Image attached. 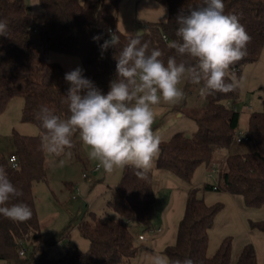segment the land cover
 <instances>
[{
    "label": "trees",
    "instance_id": "obj_1",
    "mask_svg": "<svg viewBox=\"0 0 264 264\" xmlns=\"http://www.w3.org/2000/svg\"><path fill=\"white\" fill-rule=\"evenodd\" d=\"M155 1L167 9V23L148 22L143 29V41L149 42L150 48L160 49L166 63L168 56L176 55L168 45L178 39L177 15L188 14V10L201 4L202 0ZM120 2L40 0L47 18L46 27L40 31L43 47L54 53L77 57L83 75L102 94H107L110 82L117 79L116 57L128 42L129 33L119 28ZM224 3L225 13L239 16L251 36L247 55L230 69L236 78H240L243 67L257 62L264 48V0H224ZM35 19L26 0H0V20L8 25L7 35H0V114L14 97L21 96L24 99L22 120L40 128L38 135L14 132L16 167L9 160L10 156L0 151V166L23 192V196L12 202H24L32 210V216L26 222H13L0 216V261L15 264H136L141 249L137 229L149 231L153 227L157 196L152 169L144 176H137L134 169L124 168L107 203L118 213L116 219H105L90 211L77 224L80 233L90 242L87 250L70 245L54 257L50 254L53 243L44 245L33 193L35 182L43 181L47 176V152L41 146L43 129L37 113L41 106H47L62 119L66 118L70 113L65 96L70 85L64 78L66 68L57 61L45 63L40 79L33 77L38 60L34 32L31 31V26L37 28ZM111 33L120 36V44L109 47L102 55L100 45L110 39ZM97 35L101 39L94 41L93 37ZM181 59L187 58L177 56L178 62ZM190 85L186 78L185 88ZM240 95L238 84L227 94L204 97L200 107L191 108L187 113L196 120V131L192 135L177 131L163 140L156 166L190 182L200 165L214 163L218 149H231L224 159L225 167L221 169V188L242 195L248 208L259 209L264 206V97L263 109L250 113L243 134L244 142L250 148L236 151L233 149L237 144L235 133L239 131ZM73 145H78L74 137ZM198 192V187L189 190L176 242L166 246L163 252L171 259L191 258L195 264H233L232 236L225 237L213 255L208 254L209 230L224 203L208 204ZM250 226L264 232V218L250 220ZM67 230L54 241L68 237ZM22 248L26 249L25 255L20 254ZM235 264H257L252 243L244 245Z\"/></svg>",
    "mask_w": 264,
    "mask_h": 264
},
{
    "label": "clouds",
    "instance_id": "obj_2",
    "mask_svg": "<svg viewBox=\"0 0 264 264\" xmlns=\"http://www.w3.org/2000/svg\"><path fill=\"white\" fill-rule=\"evenodd\" d=\"M167 23V20H164ZM176 37L168 47L176 55L162 59L164 53L143 41V32L129 34L128 42L116 57L117 79L110 82L107 94L83 75V69L65 74L69 83L65 103L70 113L66 118L41 106L37 119L41 122V146L47 153L60 157L72 148L74 134L90 149L107 173L130 167L144 176L159 156L162 137L154 132L153 106L163 100L178 105L185 92L178 87L187 75L203 97L227 94L238 86L231 66L247 55L251 42L239 16L225 13L224 0H202V3L178 14ZM8 25L0 20V35H7ZM100 35L94 36L99 41ZM143 41V42H142ZM120 44V36L111 33L100 45L101 54ZM177 56L181 58L177 61ZM62 163V161H61ZM23 196L0 166V216L13 222H26L32 210L24 202L12 201ZM144 264H195L191 258L171 259L155 252H145Z\"/></svg>",
    "mask_w": 264,
    "mask_h": 264
},
{
    "label": "rangeland",
    "instance_id": "obj_3",
    "mask_svg": "<svg viewBox=\"0 0 264 264\" xmlns=\"http://www.w3.org/2000/svg\"><path fill=\"white\" fill-rule=\"evenodd\" d=\"M160 7L166 10L165 7ZM118 15L119 28L123 32L131 30L135 20L139 21L137 29H145L146 21L136 19L135 0H121ZM35 18L38 31L33 34V41L38 52V60L33 77L40 79L44 65L49 61L60 62L66 68L67 73L79 67V60L76 57L77 65L72 58L74 56L54 53L43 47L40 31L46 27L47 18L46 16H35ZM253 67L254 69H252ZM186 78L187 75L181 79L178 85L185 92L184 99L178 105L165 103L161 100L160 104L153 106L155 121L152 127L154 132L162 137V141L167 140L177 131L192 135L197 129L196 120L188 116L187 113L191 108L202 105L204 97L200 95L199 91L202 85L191 84L185 88ZM237 82L241 89L240 97L242 99L239 101L241 113L239 131L244 134L248 127L250 113L263 109L264 48L256 63H248L243 67L241 77L237 78ZM23 107V97L17 96L0 114V151L4 154H11L15 151L14 132L26 135L40 134V128L36 124L22 120ZM73 137L78 140L77 147L66 149L60 157L47 153L46 179L35 182L33 187L41 235L45 246L53 243L50 254L54 257H58L61 251L70 245H75L83 251L89 248V240L80 233L77 227V224L88 216V212L93 211L105 219L118 217V213L108 207L107 203L111 197L108 189L117 187L124 168L107 173L97 160L89 158L90 149L81 142L79 134H74ZM249 148L250 146L243 142L234 144L233 150L242 151ZM223 162L224 159H220L215 167L223 169L225 167ZM97 165L100 167L95 170L94 167ZM201 167L191 181H203L206 184L215 183L219 174L214 171V167L208 168L207 164H203ZM84 174L87 176H83ZM202 177L203 180L200 179ZM204 186L202 183L199 184L201 189H208ZM94 198L95 200H93ZM66 230L69 232V236L64 239L67 240L62 241L63 239H61L55 242L54 240L60 239ZM0 264L15 263L3 260L0 261Z\"/></svg>",
    "mask_w": 264,
    "mask_h": 264
},
{
    "label": "crops",
    "instance_id": "obj_4",
    "mask_svg": "<svg viewBox=\"0 0 264 264\" xmlns=\"http://www.w3.org/2000/svg\"><path fill=\"white\" fill-rule=\"evenodd\" d=\"M26 2L34 16H44L40 0H26ZM160 6L163 5L155 0H142L140 2L135 0L136 19L146 21L145 27L148 22L164 21L168 17V11ZM138 23L139 21L135 20L133 28L125 33H136L138 31L136 27ZM72 58H74V63L77 65L75 60L78 58L76 57V59L75 56ZM252 69H254V67ZM240 100H242L241 97ZM231 151V149H218L214 163L208 165V168H216L215 166L219 160L225 159ZM12 154H14V152L6 155L11 156ZM156 162L157 158L151 168L153 171V186L157 196L155 214L153 216V227L149 231L137 229V236L145 235L146 238L142 240L138 239L141 244V249L135 260L136 264H144L142 257L145 252H155L157 254L166 255L163 252L165 247L176 242L178 227L184 216L188 193L192 187L199 188L198 195L204 198L208 204H214L217 202L224 203L223 209L218 213L214 225L209 230L208 254L213 255L222 240L227 236H232L234 238L232 252L233 264L236 263L240 251L247 243H252L255 247L257 264H264V232L252 229L250 226V220L264 218V206L259 209H250L245 205L242 195L233 194L222 189L221 174L217 176L218 179L215 183L213 182V184H206V182L203 181L187 182L179 179L166 169L158 168ZM202 165H200L195 171V176L196 172H199L202 168ZM200 179L203 180V177ZM201 183L202 185H205L204 187L208 186V189H201L199 187V184ZM216 184L219 185L218 189L213 188V185ZM113 189L114 188H110L108 190H110L111 193ZM93 200H95V198ZM157 228H162V232L155 233L154 231ZM66 240L67 239L63 238L62 241Z\"/></svg>",
    "mask_w": 264,
    "mask_h": 264
},
{
    "label": "built area",
    "instance_id": "obj_5",
    "mask_svg": "<svg viewBox=\"0 0 264 264\" xmlns=\"http://www.w3.org/2000/svg\"><path fill=\"white\" fill-rule=\"evenodd\" d=\"M31 31L36 33L38 31V29L36 28V26H31ZM234 142L237 143V144H240L242 142H244V136L241 132L239 131H236L235 133V137H234ZM9 160L12 162L13 166L16 167L17 166V158H16V155L15 154H12L10 157H9ZM100 167V165L96 166L94 169L97 170L98 168ZM221 167H218V168H214V171H216L218 174H221ZM84 176H87L86 174H84ZM213 188L214 189H218L219 188V185L216 184V185H213ZM73 195H76V194H73ZM155 233H160L162 232V228H157L155 231ZM28 236V235H26ZM145 235H139L138 236V239L142 240V239H145ZM26 253V249L25 248H22L20 250V254L21 255H25Z\"/></svg>",
    "mask_w": 264,
    "mask_h": 264
},
{
    "label": "water",
    "instance_id": "obj_6",
    "mask_svg": "<svg viewBox=\"0 0 264 264\" xmlns=\"http://www.w3.org/2000/svg\"><path fill=\"white\" fill-rule=\"evenodd\" d=\"M137 32H143V29L142 28H139Z\"/></svg>",
    "mask_w": 264,
    "mask_h": 264
}]
</instances>
